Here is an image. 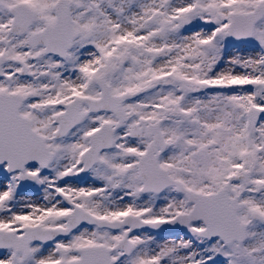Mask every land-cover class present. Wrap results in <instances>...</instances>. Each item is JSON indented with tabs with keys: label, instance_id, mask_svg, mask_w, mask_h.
<instances>
[{
	"label": "snow or ice",
	"instance_id": "1",
	"mask_svg": "<svg viewBox=\"0 0 264 264\" xmlns=\"http://www.w3.org/2000/svg\"><path fill=\"white\" fill-rule=\"evenodd\" d=\"M0 264H264V0H0Z\"/></svg>",
	"mask_w": 264,
	"mask_h": 264
}]
</instances>
